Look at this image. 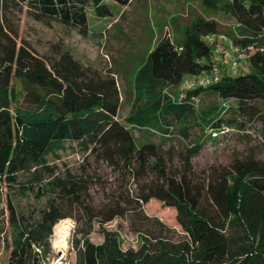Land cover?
Returning a JSON list of instances; mask_svg holds the SVG:
<instances>
[{
  "label": "trees",
  "instance_id": "16d2710c",
  "mask_svg": "<svg viewBox=\"0 0 264 264\" xmlns=\"http://www.w3.org/2000/svg\"><path fill=\"white\" fill-rule=\"evenodd\" d=\"M214 1L229 4L237 23L232 43L250 49L247 69L238 66L234 74L220 70L208 42L218 24L196 17L180 43L162 39L147 54L135 74L134 99L122 124L116 119L120 95L113 77L85 69L69 51L54 58L37 54L19 39L16 26L18 15L25 13L87 36V11L107 18L108 5L103 0H0V198L5 200L0 224L9 234L5 264H45L53 227L75 219L74 210L83 226L73 242V264H264V161L248 153L199 174L192 159L202 148V137L180 151L173 146L162 151L176 139L190 142L196 128L204 134L208 129L244 130L255 123L261 125L264 146V0ZM215 68L216 82L196 83L174 98L172 90L212 75ZM209 94L235 104L231 119L223 116L228 107L197 109L196 101ZM72 144L86 159L104 161L132 179L134 191L112 194L106 205L95 208L86 177L69 171L59 176L48 163V156ZM34 186L46 205L25 214L11 188L25 192ZM152 200L175 211L180 232L144 214L143 206ZM129 213L156 227L137 230V247L123 250L118 232L104 226ZM94 222L102 235L97 244L88 238Z\"/></svg>",
  "mask_w": 264,
  "mask_h": 264
},
{
  "label": "rangeland",
  "instance_id": "374dc122",
  "mask_svg": "<svg viewBox=\"0 0 264 264\" xmlns=\"http://www.w3.org/2000/svg\"><path fill=\"white\" fill-rule=\"evenodd\" d=\"M110 8L111 16L99 18L88 10L87 36L80 35L76 30L66 28L56 22L41 23L32 20L25 13L19 14L16 22L18 37L30 44L39 55L58 57L60 53L69 51L72 58L85 69L105 78L113 77L120 95V106L116 119L126 124L131 105L134 99V78L137 70L143 64L147 54L154 49L159 41L168 39L180 43L184 31L191 26L196 17L214 20L218 24V31L210 38L214 53V60L224 70L230 67V61L235 59L237 67L247 69V56L249 50L236 48L232 39L237 36V23L227 2L214 0H128L126 5H117L110 0H103ZM212 39V40H211ZM186 87L172 90L174 98L184 95ZM214 106H224L229 109L224 113L225 120L233 117L235 104L232 101L221 102L214 95H203L196 101L199 110H210ZM259 123L247 124L244 130L226 129L221 132L206 130L201 134L199 129L191 131L190 142L176 139L173 144L167 142L162 151L170 146L174 151H180L194 143V139L202 137V148L192 159L193 169L201 174L209 167L228 165L232 159L244 157L253 153L256 158L264 161V146L260 144ZM134 134L140 132L133 129ZM156 142H162L158 135L144 132ZM200 140V138L198 139ZM49 165L56 167V174L63 176L66 171L76 176L86 177L89 181V197L95 208L107 204L112 194L124 189L131 193L134 191L133 180L124 178L104 161H97L93 157L86 159L85 154L75 144L67 145L66 149L48 156ZM176 163V161H175ZM27 176L21 177L25 181ZM15 204L21 212L28 214L46 205V197H37V187L22 192L19 187L11 188ZM5 200L0 198V209L4 207ZM143 212L148 217H156L161 223L174 231L180 232L175 223V211L163 207L157 201H150L143 206ZM75 219L61 220L66 229V243L58 247L55 242L57 235L52 230L48 238L50 254L45 264H73L75 253L73 242L80 238L79 230L83 226L79 222V213L73 211ZM0 216V221L2 220ZM56 224V225H57ZM153 222L137 219L134 214H126L107 223L104 228L117 231L121 239V248H136L138 245L137 230L155 228ZM0 264H5L7 252L6 240H9L8 229L0 224ZM94 244L102 241L99 224L94 222L92 231L88 236Z\"/></svg>",
  "mask_w": 264,
  "mask_h": 264
},
{
  "label": "built area",
  "instance_id": "2783aa9c",
  "mask_svg": "<svg viewBox=\"0 0 264 264\" xmlns=\"http://www.w3.org/2000/svg\"><path fill=\"white\" fill-rule=\"evenodd\" d=\"M210 38H212V37L208 38V42H210L209 41ZM237 69H238L237 61L235 59H232L230 61L229 71L234 74V73H236ZM217 74H218V69L215 68V69H213L212 75L203 76L202 78L198 79L196 82H185L184 85L181 88L186 87L185 89L188 90L196 83L198 85H202L203 86V85H207V84H209V83H211L213 81L216 82L217 81Z\"/></svg>",
  "mask_w": 264,
  "mask_h": 264
},
{
  "label": "bare ground",
  "instance_id": "6f19581e",
  "mask_svg": "<svg viewBox=\"0 0 264 264\" xmlns=\"http://www.w3.org/2000/svg\"><path fill=\"white\" fill-rule=\"evenodd\" d=\"M54 230L56 232L57 235V240L55 242V244L58 247H63L66 243V229L64 228V226L62 225V223H59L57 225H55Z\"/></svg>",
  "mask_w": 264,
  "mask_h": 264
}]
</instances>
